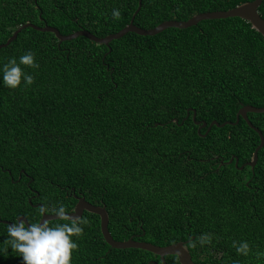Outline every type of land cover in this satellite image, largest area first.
I'll return each mask as SVG.
<instances>
[{
  "label": "trees",
  "instance_id": "1",
  "mask_svg": "<svg viewBox=\"0 0 264 264\" xmlns=\"http://www.w3.org/2000/svg\"><path fill=\"white\" fill-rule=\"evenodd\" d=\"M252 1L142 0L134 25L149 30ZM139 2L0 0V44L28 23L105 38L131 23ZM259 13L264 18V0ZM28 51L39 68L21 67L34 83L9 89L0 82V220L34 217L45 202L72 212L83 196L106 207L116 241L184 242L197 264H264V147L252 169L260 136L243 118L235 124L242 107L264 108V37L249 22L128 33L109 47L27 28L0 49V65ZM194 112L208 126L233 124L203 137L207 128L199 133ZM248 118L264 136V113ZM81 220L72 264H162L145 250L112 248L98 215ZM6 227L0 223L7 249L0 264H23L3 244ZM245 241L247 255L234 246ZM165 260L180 264L176 256Z\"/></svg>",
  "mask_w": 264,
  "mask_h": 264
},
{
  "label": "clouds",
  "instance_id": "2",
  "mask_svg": "<svg viewBox=\"0 0 264 264\" xmlns=\"http://www.w3.org/2000/svg\"><path fill=\"white\" fill-rule=\"evenodd\" d=\"M111 16L118 20L120 10L114 8ZM21 65L39 68L32 51L18 59L10 57L7 63L0 65V82L4 87L17 89L34 83V76ZM49 216L54 217L57 222L50 223ZM86 223L87 221L70 215V210L63 202H45L38 206L34 217L18 215L8 224L7 239L3 244L8 245L12 253L18 254L17 257L22 258L23 264H72L73 254L79 250V243L75 238L83 236ZM200 239L203 243L204 240ZM234 246L237 252L248 254L249 244L246 241L240 242L238 246L234 242ZM6 250L0 248V252Z\"/></svg>",
  "mask_w": 264,
  "mask_h": 264
},
{
  "label": "water",
  "instance_id": "3",
  "mask_svg": "<svg viewBox=\"0 0 264 264\" xmlns=\"http://www.w3.org/2000/svg\"><path fill=\"white\" fill-rule=\"evenodd\" d=\"M262 3H263V0H254L252 2H247V3L241 4L237 7H235L234 9H231L228 11H217V12L203 13V14H200V15L193 17L192 19H190L189 21H186V22L167 21V22H164V23L160 24L159 26H157L153 29L145 30V29L139 28L136 25H134V20H135L137 14L139 13V11L142 7V0H140L139 8L136 11V13L134 14L131 23L127 27H125L123 30H121L120 32L108 35L105 38H99V37L93 35L92 33L88 32V31H84V30H81V31H78V32L73 33L71 35L65 36V35H62L60 33V31L54 27H49V26L39 27L37 25L28 23L26 25L21 26L19 29H17L14 32V34L12 35V37L10 39H8V41L5 44H0V49L9 46L13 41H15L17 39L18 35L24 29H27V28H32V29H35V30L41 31V32L54 33L56 38L60 42L71 41V40H74V39L79 38L81 36H84V37H87L90 40H92L98 44H103V45H106L109 47V45L112 41L118 40V39L124 37L128 33H136V34L141 35V36H155V35L160 34L169 28L187 29V28L198 25V23H200L201 21L214 20V19L215 20L216 19H227V18H241L243 20H246L247 22H249L252 25L253 29H255L257 32H259L264 37V18L259 13V8L262 5ZM110 51H111V49H110ZM249 113L263 114L264 108H257L254 106L242 107L241 110L237 114V121L235 123V124H238L240 119L243 118L247 122V124L252 129H254L260 136L261 143L254 152V160L251 163L247 164L252 169H254L257 162H258V153L264 147V136H263L262 132L258 128H256L251 123V121L249 120V118H248ZM193 120L196 122V112H194ZM196 124L200 126L199 133H201V131L203 129L207 128L206 134L203 135V137H206L209 134V132L211 131L213 126H217V127L222 128V127H225L226 125H232L233 123L232 122H226V123L220 124V123L214 121L209 126L206 122H203V123L202 122H196ZM233 161H234V158L231 159L229 164L232 163ZM238 165H239L238 160H236V167H238ZM243 168H244V166H242L240 169H243ZM76 198H77L78 203L76 204L74 210L72 212H70V215H72L73 217H79L80 219L82 218V216L85 212H89V213L98 215L101 219V226L100 227H101V232L103 234V237H104L105 241L112 248H114V249H131V248H134V249L145 250V251L151 252V253L159 256L162 264H167L166 260H165V258L167 256H176L178 258L180 264H197L192 259L191 253L187 247V243H184V242H179L177 244L169 245L166 247H159V246L153 245L152 243H149V242L136 241L133 239H129L127 241H116L113 238V236L109 230V214L106 210V207L105 206L100 207V206L93 205V204L89 203L84 197H76ZM36 207H38V206H36ZM47 218L48 217H46V219ZM41 219H43V217ZM51 221H55V218L52 216H49V222H51ZM0 223H4V224L8 225L11 222L0 220ZM150 264H159V263L156 261H153Z\"/></svg>",
  "mask_w": 264,
  "mask_h": 264
},
{
  "label": "flooded vegetation",
  "instance_id": "4",
  "mask_svg": "<svg viewBox=\"0 0 264 264\" xmlns=\"http://www.w3.org/2000/svg\"><path fill=\"white\" fill-rule=\"evenodd\" d=\"M75 197H83V196H75ZM77 199V198H76ZM39 205H41V204H37V205H35V206H39Z\"/></svg>",
  "mask_w": 264,
  "mask_h": 264
}]
</instances>
